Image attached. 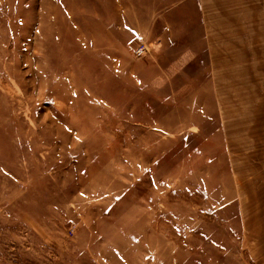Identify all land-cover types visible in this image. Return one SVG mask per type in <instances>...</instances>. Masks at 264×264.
<instances>
[{
  "label": "rangeland",
  "instance_id": "374dc122",
  "mask_svg": "<svg viewBox=\"0 0 264 264\" xmlns=\"http://www.w3.org/2000/svg\"><path fill=\"white\" fill-rule=\"evenodd\" d=\"M196 4L0 0V264H264V68L213 112Z\"/></svg>",
  "mask_w": 264,
  "mask_h": 264
},
{
  "label": "crops",
  "instance_id": "0c3cea01",
  "mask_svg": "<svg viewBox=\"0 0 264 264\" xmlns=\"http://www.w3.org/2000/svg\"><path fill=\"white\" fill-rule=\"evenodd\" d=\"M196 1L195 42L194 31H188L186 40L181 41V49L186 51L187 61H198L200 66L203 61L198 75L208 74L213 86L212 97L219 98L213 112L220 116L230 112L247 116L252 113L251 109L248 112L237 109L230 98L243 97L238 86L234 89L243 75L247 74L251 81L256 71L254 66L260 64L264 68V0ZM226 83L231 87H225ZM220 84L227 92L221 93ZM221 98L224 99L220 101ZM252 105V101H245L243 108Z\"/></svg>",
  "mask_w": 264,
  "mask_h": 264
},
{
  "label": "built area",
  "instance_id": "2783aa9c",
  "mask_svg": "<svg viewBox=\"0 0 264 264\" xmlns=\"http://www.w3.org/2000/svg\"><path fill=\"white\" fill-rule=\"evenodd\" d=\"M148 50V48L145 45H140L137 49H136V54L138 56H142V54H144L146 51ZM140 56V57H141Z\"/></svg>",
  "mask_w": 264,
  "mask_h": 264
}]
</instances>
